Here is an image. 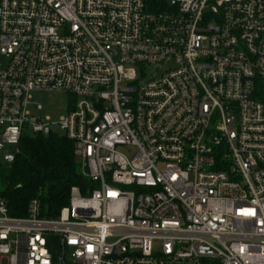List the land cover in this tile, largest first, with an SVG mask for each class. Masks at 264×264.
Returning <instances> with one entry per match:
<instances>
[{
    "label": "built area",
    "instance_id": "built-area-1",
    "mask_svg": "<svg viewBox=\"0 0 264 264\" xmlns=\"http://www.w3.org/2000/svg\"><path fill=\"white\" fill-rule=\"evenodd\" d=\"M53 127L90 185L0 264H264V0H0V161Z\"/></svg>",
    "mask_w": 264,
    "mask_h": 264
},
{
    "label": "trees",
    "instance_id": "trees-1",
    "mask_svg": "<svg viewBox=\"0 0 264 264\" xmlns=\"http://www.w3.org/2000/svg\"><path fill=\"white\" fill-rule=\"evenodd\" d=\"M74 156L72 142L63 136L22 137L15 160L0 161V197L10 216H26L28 204L40 200L44 217H56L69 205L72 188L85 192L90 182Z\"/></svg>",
    "mask_w": 264,
    "mask_h": 264
},
{
    "label": "rangeland",
    "instance_id": "rangeland-1",
    "mask_svg": "<svg viewBox=\"0 0 264 264\" xmlns=\"http://www.w3.org/2000/svg\"><path fill=\"white\" fill-rule=\"evenodd\" d=\"M32 102L40 104L43 107L42 111H37L35 107H30L31 113L35 116L44 118H50L51 121H58L61 117L65 116L68 111V96L59 92H41L34 93L31 96ZM54 133H58L60 136V130L58 127H53ZM11 149L10 146H5L0 151V158H2Z\"/></svg>",
    "mask_w": 264,
    "mask_h": 264
}]
</instances>
